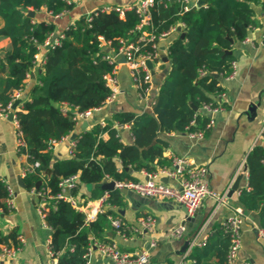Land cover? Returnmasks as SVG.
<instances>
[{
	"label": "trees",
	"instance_id": "1",
	"mask_svg": "<svg viewBox=\"0 0 264 264\" xmlns=\"http://www.w3.org/2000/svg\"><path fill=\"white\" fill-rule=\"evenodd\" d=\"M154 1L151 25L146 31L160 36L184 25L186 34L185 40L178 36L169 47L171 68L154 99L152 113L155 117L151 113L140 116L118 113L114 121H106L105 126L97 123L80 134L70 158L55 160V148L50 146V141H61L74 132L77 122L73 120V111L103 107L111 95L106 77L112 74L114 67L105 59L103 44L118 52L121 40L137 42L141 33L136 27L141 19L135 11L121 17L115 11L104 12L101 8L69 25L62 32L59 45L45 47L46 41L57 31L56 24L52 20L35 21L28 17L29 11H45L58 17L72 11L74 5L66 0H0V41H10L7 50L0 53L2 108L13 104L16 92L24 91L28 77L38 65L42 48L46 49L38 83L28 90V99L14 112L26 143L18 153L27 155L29 164H39L23 178L27 191L49 190L50 196H57L62 180L78 176V184L71 194L79 196L82 186L94 187L88 198L97 200L105 193L100 186L107 179L137 182L126 169L155 174L172 167V160L164 158L167 144L160 135L206 132L209 118L201 108L205 104L216 105L212 96L225 92L211 74L227 78L232 73L234 57L227 52L234 42L246 39L249 29L255 25L253 5L261 3L264 9V2L203 0L204 7H193L185 12L178 1ZM142 52H153L152 44L145 46ZM65 105L72 110L68 114L62 111ZM11 112L8 110L9 114ZM125 126L131 127L134 140L130 145L121 140L120 132ZM104 134L109 135V140L102 139ZM246 167L249 189L241 190L239 201L246 211L259 214L264 231L263 144L255 146L248 155ZM49 170L51 174H47ZM40 181L42 185L37 189ZM109 193L108 205L122 207V192L116 189ZM8 198L9 185L0 177V214L3 216L12 212L6 202ZM45 204L44 221L53 232L50 248L55 255L60 254L59 264H85V256L94 242H112L102 239L110 218L120 219L111 208L96 221L86 223L85 215L68 201L46 199ZM126 233L130 235L129 230ZM3 245H19L16 230L6 234L0 228V246ZM230 246V234L222 226H215L206 245L194 248L186 260L190 264H228Z\"/></svg>",
	"mask_w": 264,
	"mask_h": 264
},
{
	"label": "crops",
	"instance_id": "2",
	"mask_svg": "<svg viewBox=\"0 0 264 264\" xmlns=\"http://www.w3.org/2000/svg\"><path fill=\"white\" fill-rule=\"evenodd\" d=\"M66 1L72 3L74 8L61 16L52 17L45 11L35 13V21H54L58 38L69 25L98 9L129 6L140 0ZM198 1L190 0L194 6ZM253 9L255 25L249 29L245 40L234 42L232 49L228 51L234 57L235 75L217 79L225 92L212 97L215 103L222 104V110L213 116L204 113L209 120L211 118L213 120V124L205 132V137L202 140H192L187 132H174L159 136L167 144L164 149V158L168 160H172L173 157L188 159L191 162L190 168L207 167V177L212 191L219 196L227 194L225 202L220 203L218 207L215 199L207 198L199 210L192 217H188L186 209L174 201L146 199L132 192L128 196L122 193L124 195L123 206L113 208L108 206V208L119 215L122 222L129 228L130 235L127 240L122 239L109 220L102 236L103 240H111L128 252L148 250L151 255L149 264H181L185 256L181 251L187 241H190L202 229H204L202 236L210 237L215 226H222L226 220L240 210L244 215V223L238 264H264V231L259 214L246 211L239 201L241 190L246 189L249 184L248 172L244 168L246 159L255 146L261 143L260 132L264 118V9L261 3L253 5ZM0 25H2L1 20ZM182 32H184L183 28ZM178 36L180 37V33L177 31L158 43L160 62L156 63L153 68L152 90L149 99L145 100L140 96L129 66L121 61L116 74L119 81L117 97L103 106L91 119L79 122L74 132L55 147V157L70 158L71 145L76 140H72L73 134L78 137L86 130L92 129L97 123L106 125V121H114L118 113H133L137 116L151 113L155 103L154 99L171 68L169 47ZM9 44V40L0 41V53L7 50ZM45 50L42 48L37 58L38 65L26 81L23 93L20 94L19 100L21 99L22 103L28 99L26 96L28 90L38 83L37 77L44 61ZM22 103L17 110L20 109ZM17 132L16 118L11 122L8 116H0V177L9 185L14 194L12 212L7 216L0 214V228L6 234L16 230L18 237H22L23 240L18 258L15 261L0 262V264H53L49 255L52 229L44 221L38 207L37 197L19 184V179L23 178V168L28 164V157L18 153ZM120 136L123 144L133 143L131 127H123ZM102 139L109 140V135L104 134ZM117 164L119 165V162ZM153 166L157 168V163ZM126 171L137 182L149 180V174L145 170L135 172L129 168ZM165 178V175L160 174L157 181L162 182ZM238 178L241 179L239 188L230 195ZM111 181L114 180L107 179L102 184ZM168 185L178 187L179 183L174 179H168ZM93 188L82 186L79 196L84 195L85 197L76 196L82 206L89 207L87 210L95 206L93 204L95 200L88 198ZM147 216L153 217L156 221L155 236L147 234L139 223L140 218ZM179 226L186 227L187 231L183 238L169 239L168 234ZM151 240L158 241L155 248L149 247ZM97 242L100 241L97 240ZM91 264H111V262L103 258L98 250L93 249Z\"/></svg>",
	"mask_w": 264,
	"mask_h": 264
},
{
	"label": "built area",
	"instance_id": "3",
	"mask_svg": "<svg viewBox=\"0 0 264 264\" xmlns=\"http://www.w3.org/2000/svg\"><path fill=\"white\" fill-rule=\"evenodd\" d=\"M181 3L183 10L185 12L189 11L194 6L190 0H174ZM154 0H140L139 2L124 6V7H106L103 9L104 12H117L121 17H124L125 13L128 11H135L140 19V24L136 27V31L141 33V36L137 40V42H129L128 40H121L122 47L118 52H114L110 49V47L104 43L103 48L106 52L105 59L109 61L111 65H113V71L111 75L106 77L107 86L111 89V95L107 99L105 105L111 103L119 94V81L116 77L117 67L119 63L124 60V63L129 66L131 71V76L133 78L134 84L139 90L140 96L147 100L149 99L150 92L152 90V72L148 68L147 63L152 62L153 66L160 61V55L158 51V43L161 39L168 38L173 34L177 33L178 28H183L184 25H179L178 27H174L171 30L161 34L160 36H156L154 34L148 33L146 28L151 25V17L150 12L151 8L154 6ZM264 2V0H262ZM62 37V36H61ZM53 38V37H52ZM52 38L46 41L45 47L59 45V38L52 41ZM264 42V35H263ZM148 44H152L153 52L143 53L142 49ZM108 50V51H107ZM158 60V61H157ZM235 63H233V70L229 77L235 75ZM204 75V73H202ZM30 76L28 77V79ZM22 91L16 92L14 95L13 104L19 100L20 94ZM215 103V102H214ZM10 104L7 109L2 108L0 105V116L7 117L9 115L8 110H12V105ZM104 105V106H105ZM222 104L217 103L214 105L213 103L205 104L201 108V112L208 115H215L222 110ZM102 107L87 110L84 112L73 111V120L77 122V124L84 120L91 119L96 113H98ZM63 113L68 114L72 110L65 105L63 107ZM14 118H16L14 116ZM211 124H213L212 118L209 120V123L206 127V131L210 128ZM105 126V124H102ZM18 126V124H17ZM115 128L120 130V127L115 124ZM187 135L192 140H202L205 137V131L198 132H189L187 131ZM68 138V137H67ZM66 138L61 141L51 140L50 146L56 147L61 144ZM260 140L261 144L264 145V118L263 125L260 132ZM16 143L18 151L20 148H25L26 143L23 139L22 133L17 132ZM76 147L75 141L71 145L70 154L71 156L74 154L73 151ZM191 162L188 159L173 157L172 158V167L170 169L160 170L158 173L149 174V180L146 182H116L117 189H127L132 193L137 194L140 197L152 200H169L174 201L182 205L187 212L188 217H192L202 206L204 201L207 198H213L217 201L218 207L220 203L225 202L227 198V194L219 196L214 193L210 187L208 181V168L207 167H194L190 168ZM39 167V164H27L22 171V177L24 178L28 173H32L36 168ZM246 165L244 166V168ZM163 174L168 179H174L179 183V186H170L163 182L157 181L159 175ZM78 184V176H73L67 179H64L60 183V193L57 196H50L49 190L44 192H37L35 190L31 191L38 200V207L41 214L44 217V213L47 211V207L45 204L46 199H56V200H65L68 201L76 210L83 213L85 215L86 223H90L95 221L100 214L106 211L108 208V201L110 199V193L106 192L100 199L94 201V207L90 210L88 206H82L79 202V199L71 194V190H73ZM249 189L248 186L246 188ZM48 198H46V196ZM14 199V194L11 188L9 187V198L7 199V204L12 209V202ZM110 222L112 227L116 230L117 234L124 240H127L129 228L122 222L121 219H113L110 218ZM140 225L144 228L145 232L151 236L156 235V221L153 217L147 216L139 219ZM244 223V215L238 210L234 216L229 218L222 225L225 232L230 234L231 238V246L228 254V264H238V254L242 245V226ZM1 226V220H0ZM185 226H179L178 228L172 230L168 234L169 239L180 240L183 238L186 233ZM204 229L197 232L194 237L189 241L190 245L185 253L184 259L181 264H190L186 260L189 256L190 252L196 247H203L206 245L208 240V236H202ZM19 245L0 246V262L7 261H15L18 258V255L22 249V237H18ZM157 240H151L150 248H155L157 246ZM93 249L99 251L103 258L107 259L111 264H149L151 255L148 250H140L134 252H128L124 250L120 245L115 242H94L91 245L87 255L85 258L87 262L85 264H91V253ZM49 255L53 260V264H59V255H55L54 252L49 250Z\"/></svg>",
	"mask_w": 264,
	"mask_h": 264
},
{
	"label": "water",
	"instance_id": "4",
	"mask_svg": "<svg viewBox=\"0 0 264 264\" xmlns=\"http://www.w3.org/2000/svg\"><path fill=\"white\" fill-rule=\"evenodd\" d=\"M204 6H205V2H204L203 0H199V1L196 3V8H197V9H200V8H202V7H204ZM28 17H29V18H32V19H35V12H34L33 10H30L29 13H28ZM178 32L180 33V38H181L182 40H185L186 34H185L184 32H182V28H178ZM58 37H59V35H58L57 33H55L54 36H53V38H52V41L54 42L55 40L58 39ZM107 51H108V50H107ZM227 54H228V55H231V52H227ZM122 61H124V60H122ZM147 66H148V68L151 70L152 74H154V70H153L154 66H153V63H152V62H148V63H147ZM211 77H212L213 79H216V80H217V79H219L220 76H219L218 74H211ZM21 103H22V100L20 99V100H17V101L12 105V112L8 115V119H9V121L12 122V121L14 120V116H15V115H14V112L17 111V109H18V107L20 106ZM191 107H192L194 110H197L193 104L191 105ZM151 115H152L153 117H155L154 113H152V112H151ZM159 129H160V126H159ZM76 138H77L76 134H73V136H72V140H75ZM55 160H58V158L55 157ZM246 170H247V167H246ZM47 174H51V170H49V171L47 172ZM240 180H241L240 178H238V179L236 180L234 186H233L232 189H231V192H230L231 194H230V195L234 194V193L238 190ZM162 182L165 183V184H168V179L165 178V179L162 180ZM19 184H20V186H21L22 188L26 189V185L24 184L23 178H20V179H19ZM41 185H42V181L38 182V184H37V189H38ZM100 189L103 190V191H106V192H113V191H115V190L117 189V187H116V182H115V181L105 182L104 184H102V185L100 186ZM119 190H120L124 195H126V196H128V195L130 194V191L127 190V189H119ZM189 245H190V242L187 241V242L185 243V245H184V248H183L182 251H181L182 254H185V253H186V251H187Z\"/></svg>",
	"mask_w": 264,
	"mask_h": 264
},
{
	"label": "bare ground",
	"instance_id": "5",
	"mask_svg": "<svg viewBox=\"0 0 264 264\" xmlns=\"http://www.w3.org/2000/svg\"><path fill=\"white\" fill-rule=\"evenodd\" d=\"M245 170H246V167H245Z\"/></svg>",
	"mask_w": 264,
	"mask_h": 264
}]
</instances>
